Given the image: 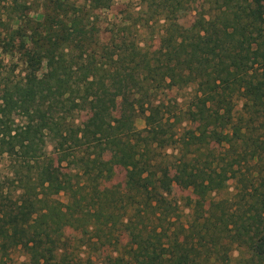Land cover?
Returning <instances> with one entry per match:
<instances>
[{
	"label": "trees",
	"instance_id": "1",
	"mask_svg": "<svg viewBox=\"0 0 264 264\" xmlns=\"http://www.w3.org/2000/svg\"><path fill=\"white\" fill-rule=\"evenodd\" d=\"M113 2L0 0V255L26 244L30 264H94L76 253L87 246L119 264H229L237 248L238 264H264V0H139L104 27ZM185 4L199 5L189 26ZM157 27L161 57L131 37ZM191 86L187 119L203 129L178 146L158 96ZM117 167L125 185L104 191ZM225 179L236 193L216 200ZM167 181L195 198L186 222ZM66 230L84 236L72 252Z\"/></svg>",
	"mask_w": 264,
	"mask_h": 264
},
{
	"label": "rangeland",
	"instance_id": "2",
	"mask_svg": "<svg viewBox=\"0 0 264 264\" xmlns=\"http://www.w3.org/2000/svg\"><path fill=\"white\" fill-rule=\"evenodd\" d=\"M199 5L195 4H185L183 7H181L178 11L177 20L180 24L189 26L191 22L193 21L194 17L197 14V9ZM139 9V0H114L113 5L110 9L105 10L102 14V22L104 23V27H108V24L116 23L119 25L122 21L128 19L130 14H134ZM114 28V27H113ZM118 28V27H117ZM140 28L139 30L136 28H133L131 30L132 34L131 37L136 38L141 46H147L155 56H160L162 54L161 50V43L158 37V29L154 28ZM138 32L136 33V31ZM138 35L139 37H136ZM110 35L108 33H104L102 38L104 40H108ZM193 86L186 87V88H173L169 91L163 92L159 94L158 100L159 102H163L165 105V110L169 112L174 118L176 119L177 126L174 130V133L176 134V140L178 143V146H183L184 142L187 138L193 137L196 139V137L200 134L201 129L203 127H200L198 124L194 122H190L187 119L186 112L189 109L190 105L192 104L193 100ZM158 102V103H159ZM118 108L120 106L118 105ZM114 114V115H113ZM89 113L88 112H82L77 113L74 115V117L77 119V122H84L88 119ZM111 118H116L118 115L117 113H110ZM135 126L138 128V130H143L145 128V121L143 117H137L135 120ZM173 122V121H172ZM214 147L217 152L223 153L225 150V146L218 143L211 142V147ZM53 147L49 145V151H52ZM171 153V151H170ZM177 153V152H176ZM116 175L114 180L111 183H107L104 185L106 191L109 187H114L117 185L124 186L125 185V178H126V171L123 168L117 167L116 169ZM170 178L174 176V173L169 175ZM225 183L229 186V189L223 190L219 197L216 195L215 199H221V198H227L232 197L234 193V182L229 179L224 180ZM168 182H166V186L162 188V192L169 194V197L171 200H173L174 203L177 204L178 211L180 213H183V222H186L190 218V214L192 212L191 204H193V201L195 200L194 196L191 194L190 191H182L179 188H177L175 185L170 189V192L167 191ZM234 191V192H233ZM233 192V193H232ZM233 194V195H232ZM61 201L66 202L67 197L65 194H62L60 196ZM179 213V214H180ZM83 236L80 233L74 232L72 230H66L65 236L63 239L66 240V246L68 249L72 252L78 246L80 243V239L78 237ZM84 237V236H83ZM186 238V237H185ZM184 238V240H185ZM124 242H127V239H123ZM188 242V248H192L191 252L195 256L198 261H202L204 259L205 250L202 246H200L196 240H192L189 237L186 239ZM80 249L78 252V256L82 259H87L91 256V259L93 260L94 264H119L116 253H114V249L112 248H102L97 250V252L90 254L89 248L83 247L78 248ZM28 245L24 244L19 246L18 248H15L11 252H9L6 256L0 255V264H30L29 263V254H28ZM232 260L229 264H238L237 260L242 257V252L235 248L231 252ZM112 257V258H111Z\"/></svg>",
	"mask_w": 264,
	"mask_h": 264
}]
</instances>
